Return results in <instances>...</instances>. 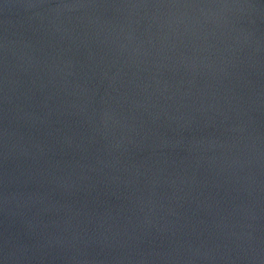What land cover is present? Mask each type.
Wrapping results in <instances>:
<instances>
[{
    "label": "water",
    "instance_id": "95a60500",
    "mask_svg": "<svg viewBox=\"0 0 264 264\" xmlns=\"http://www.w3.org/2000/svg\"><path fill=\"white\" fill-rule=\"evenodd\" d=\"M0 264H264V0H0Z\"/></svg>",
    "mask_w": 264,
    "mask_h": 264
}]
</instances>
